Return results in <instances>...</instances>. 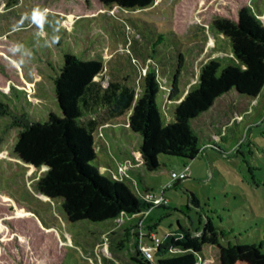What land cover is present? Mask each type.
<instances>
[{"label":"rangeland","instance_id":"rangeland-1","mask_svg":"<svg viewBox=\"0 0 264 264\" xmlns=\"http://www.w3.org/2000/svg\"><path fill=\"white\" fill-rule=\"evenodd\" d=\"M242 7L264 22V0H154L133 11L107 8L101 0H0V143L13 122L22 125L30 116L56 112L58 49L74 50L78 41L88 42L87 56L105 64L97 77L101 86L132 88L135 97L149 70L161 87L169 84L181 54L182 98L211 59L232 58L229 42L213 22L235 19ZM227 99L211 111V132L195 126L199 144L208 142V133L214 145L186 163V177L164 192L166 204L153 208L150 219L160 238L179 225L197 236L210 219L222 246L247 244L264 253V87L261 97L238 108ZM156 103L167 121L174 104L161 91ZM128 117L129 112L120 115L99 106L80 124L94 138L98 172L121 179L140 200L144 187L160 193L169 173L185 166L178 157L160 155V170L143 171L141 137L129 129ZM11 158L8 165L0 163V223L5 228L0 264H135L138 239L132 232L146 235L144 221L141 226L137 219L71 223L59 201L36 189L44 168H25ZM3 196L12 202L4 203ZM17 210L28 216L17 217ZM140 240L150 244L148 238ZM202 251L196 264H219L218 248L204 246Z\"/></svg>","mask_w":264,"mask_h":264},{"label":"trees","instance_id":"trees-1","mask_svg":"<svg viewBox=\"0 0 264 264\" xmlns=\"http://www.w3.org/2000/svg\"><path fill=\"white\" fill-rule=\"evenodd\" d=\"M101 2L110 9L133 11L150 7L154 0ZM213 27L229 42L232 58L227 62L211 59L201 68L196 83L182 98L178 81L182 69L181 54H177V65L169 84L161 87L155 71L149 70L142 82L140 96L135 97L132 88H117L111 83L105 88L101 86L97 77L104 74L105 64L100 57L87 56L91 53L88 42L78 41L74 50L58 49L59 62L54 64L56 112L30 116L22 125L13 122L0 143V163L8 165L11 163L9 158L13 157L12 162L25 168H44L36 189L50 200L59 201L71 223L126 219L148 208L149 205L138 200L123 181L98 172L100 164L98 168L93 165L96 160L94 138L80 120L95 113L99 106L109 107L120 115L129 112V129L141 137L139 155L143 171L160 170V155L178 157L185 166L196 156L205 154L194 122L206 114L217 99L254 100L264 87L263 23L242 7L235 19H216ZM14 64L19 68L16 62ZM160 91L165 93L169 105L174 104L165 122L156 103ZM162 111L164 116L163 108ZM211 146L209 143L208 147ZM178 182L180 180L169 188ZM148 190L144 187L141 192ZM3 198L4 203L12 202L10 197ZM16 214L17 217L27 215L23 210H17ZM147 231L151 229L147 228ZM4 232L0 223V233ZM218 235L210 219H206L197 236L179 225L167 232L160 246L153 251L152 264H196L204 246L219 249V264H264V253L258 247L247 244L222 246ZM132 236L137 238L138 234L132 233ZM132 261L151 264L140 256L132 257Z\"/></svg>","mask_w":264,"mask_h":264},{"label":"built area","instance_id":"built-area-1","mask_svg":"<svg viewBox=\"0 0 264 264\" xmlns=\"http://www.w3.org/2000/svg\"><path fill=\"white\" fill-rule=\"evenodd\" d=\"M256 99H254L253 101H256ZM185 169H186V166L184 167L183 170H181L179 172L171 171L169 173V180L163 186V188L161 189L160 193L153 192L152 190H148V191H145V192H140L141 193L140 194V197H141L140 199L144 203L149 205L148 208L143 209L140 212H137V213L131 215L130 217H127L126 219H124V218H119V219H123L125 221L137 219L138 226L139 225L141 226L143 224V221H144L145 217L148 215V213L150 212L151 209L156 208V207H161V206H164L166 204L167 199L164 196L165 189H168L175 181L184 179L186 177ZM113 178H115V177H113ZM115 179L121 180L119 178H115ZM143 237L148 238L149 241H150V244L149 243L148 244H143L141 242V240H140V238H143ZM137 239H138V242L136 243L137 253L139 254V256L142 259H144L145 261H147V262L152 264V262H153V251L156 250L160 246V244L162 243L163 239L158 237L155 234V232H153L152 230L149 231V232L147 231V234L144 235V236L138 234ZM169 250L173 251L172 249H169Z\"/></svg>","mask_w":264,"mask_h":264},{"label":"crops","instance_id":"crops-1","mask_svg":"<svg viewBox=\"0 0 264 264\" xmlns=\"http://www.w3.org/2000/svg\"><path fill=\"white\" fill-rule=\"evenodd\" d=\"M261 21V20H260ZM264 21V20H263ZM262 22V21H261ZM263 23V25H264V22H262ZM259 97H261V93L259 94ZM227 99V97H221V98H219V99H217L216 101H215V103H214V105L212 106V108L206 113V114H204L203 116H201L200 118H198V120L197 121H195L194 122V129H195V126H197V125H199V124H201L203 127H205L206 129H207V131H210L211 132V123H210V116H211V111L214 109V107L216 106V104H217V102H219V100H221V99ZM231 100L230 99H227V102H230ZM236 103H239V104H236ZM243 103H248V100H245V101H235L234 100V102H232V105L233 106H235L236 108H238V106L240 105V104H243ZM206 140L208 141V142H205V143H202V146H204L205 147V150L207 149V148H210V147H208L207 145H209V143L210 144H212L211 142V140H208V133H206ZM212 145H214V144H212ZM204 150V151H205ZM151 211H152V209L150 210V212L148 213V215L145 217V219H144V224L146 225V230H147V228H150L153 232H154V222L150 219V214H151ZM149 224H152V225H149ZM148 225V226H147ZM167 233V232H166ZM165 233V234H166ZM165 234L161 237V239H163L164 238V236H165ZM146 244H148V242L146 241Z\"/></svg>","mask_w":264,"mask_h":264},{"label":"water","instance_id":"water-1","mask_svg":"<svg viewBox=\"0 0 264 264\" xmlns=\"http://www.w3.org/2000/svg\"><path fill=\"white\" fill-rule=\"evenodd\" d=\"M251 100H253V99H251ZM44 196V195H43ZM45 198H47V199H50V198H48V197H46V196H44Z\"/></svg>","mask_w":264,"mask_h":264}]
</instances>
